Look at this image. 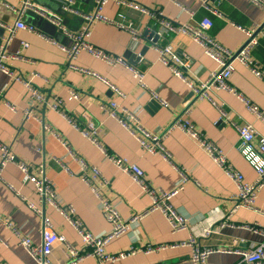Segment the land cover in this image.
<instances>
[{
  "label": "crops",
  "instance_id": "0c3cea01",
  "mask_svg": "<svg viewBox=\"0 0 264 264\" xmlns=\"http://www.w3.org/2000/svg\"><path fill=\"white\" fill-rule=\"evenodd\" d=\"M30 1L39 9L60 17L68 32L87 30V40L92 45L124 57L130 66L144 74L149 90L143 89L125 66L111 65L87 51H80L75 59L70 60L61 47L73 45L67 33L34 9L23 10L22 0H0V46L5 45L10 53L20 54L9 63L12 76L0 71V143L11 149L18 162L33 167L43 165L62 206L72 205L76 217L96 237L106 236L112 225L104 217L95 192L82 178L84 169L76 157L84 159L88 175H92V167L100 170L102 178L97 184H102L103 179L107 182L102 185L101 193L115 201L125 221H130L135 214L146 213L128 232L106 244L105 250L109 254L127 252L131 248L181 244L189 241L194 232L192 229L174 231L166 214L161 209H152L150 191L144 190L130 174L118 168L108 155L138 165L157 194L179 189L171 204L190 222L199 223L197 232L210 225L209 214L215 207L223 210L228 218L214 223V231L209 236L198 238L197 243L201 247L234 250L213 252L207 264H246L235 250L249 249L264 240V236L254 229L255 225L264 226V186L258 191L255 208H236L237 184L198 141L183 130L174 128L162 138L170 158L151 153L126 127L101 108L103 103L114 100L121 107L137 111L141 124L159 135L176 120H190L244 175L247 182H255L259 176L239 151L240 136L231 123L218 122L220 113L217 105L225 107L232 121L253 125L263 137L264 122L248 109L238 94L224 89L211 92L216 104L207 99H197L186 110L188 101L193 99L190 98L191 88L160 61L154 44H170L178 53L192 58L190 75L198 80L206 81L219 69L216 61L189 35L167 32L157 19L115 1L107 3L101 10L102 14L116 23H131L141 33L139 38L135 39L117 24L101 20L88 22L86 16L97 10L95 0ZM129 1L161 12L165 19L176 24L197 26L202 19L210 18L213 26L209 34L232 51H238L244 45L248 28L264 23V8L252 0H208V5L219 14L207 9L202 0ZM17 21L34 26L35 31L16 29L12 34L11 28ZM155 36L158 39L155 40ZM257 38L259 44L252 56L264 67L262 31L257 32ZM70 63L78 68L69 67ZM82 69L104 77L125 96H118L110 85ZM19 75L32 81V85L45 96L44 103L38 101L23 82L13 78ZM230 85L264 111V79L255 76L241 61L233 63ZM72 90L77 98L71 96ZM152 92L166 106L161 100L152 98ZM57 103L60 111L51 107ZM29 107L33 114L26 118L25 111ZM69 118L83 128L92 120L106 151L86 137ZM18 162L7 164L0 179V263L37 264L13 230L17 227L35 245L42 244L43 217L29 204L42 211L44 218L67 239L69 245L84 249L79 231L60 211L41 201L34 184L26 178ZM4 219H8L12 226L7 225ZM68 253L67 245H56L52 255L54 264L66 262ZM76 264L101 263L95 257H87ZM102 264L194 262L192 248L178 246L150 253L139 250L120 260Z\"/></svg>",
  "mask_w": 264,
  "mask_h": 264
},
{
  "label": "built area",
  "instance_id": "2783aa9c",
  "mask_svg": "<svg viewBox=\"0 0 264 264\" xmlns=\"http://www.w3.org/2000/svg\"><path fill=\"white\" fill-rule=\"evenodd\" d=\"M23 1V10L27 8L34 9L38 13L46 17L51 23L60 28L64 33H67L73 40V45L71 47L61 46L62 49L68 54L70 60L76 58L80 51H87L98 57L111 65H123L132 73V75L137 79L138 84L145 90H149L146 83L144 82V74L140 72L134 66H130L124 57H119L108 53L107 51L100 49L92 45L87 40V30H82L77 33H70L62 26V20L57 15L52 12L44 11L35 6L30 0ZM110 1H115L119 4H124L132 8L138 9L143 13L155 18L159 21L160 25L167 32H177L189 35L194 41L199 43L204 47L205 53L210 56L219 66L217 71H214L210 77L206 80H198L190 75L193 67V59L188 55H182L178 53L172 45H160L155 43L154 46L159 54L160 61L170 67L173 73L185 81L191 88L193 97H199V99H207L212 103L216 104L211 92L214 89H224L235 94H238L245 102L248 109L254 112L259 119L264 122V111H262L258 106L253 104L250 100L244 98L235 88L230 85V78L233 73V63L235 61H241L244 63L252 73L264 79V67L259 64L252 56L254 48L259 44L257 38V32L260 30L264 35V23L262 25H254L246 30L247 39L244 45L238 51H232L222 44H220L213 36L209 34V30L213 26V21L210 18L202 19L197 26L191 24H176L170 20L163 17L161 12H156L148 7H144L135 2L129 0H95L96 12L93 15L86 16L88 22L94 20L106 21L112 24H117L119 27L130 32L135 39L141 36L134 26L129 24H123L122 22H115L113 20L107 19L101 12L102 8ZM256 4L264 8V0H252ZM203 5L213 11L215 14H219L216 9H213L208 5V0H202ZM16 29H26L28 31H35V27L28 25L23 21H17L13 28H11L12 34ZM7 43V42H6ZM27 47V44H24ZM20 54L10 53L7 51L6 46H0V71L6 73L10 76L13 75V71L9 63L17 58ZM141 56L139 57V59ZM69 67L75 69L76 67L73 63L69 64ZM83 70V69H82ZM88 74L95 75L99 79L106 82L114 90L118 96H125L123 91H121L116 86L112 85L104 77L98 75L89 70H83ZM18 81L23 82L30 91L33 92V96L41 102H45L46 98L38 88L32 85V81L25 78L22 75L13 76ZM152 98L159 99L155 93H151ZM71 96L77 98L78 95L72 90ZM161 100V99H159ZM191 100V101H190ZM186 105V110L190 108L193 99H190ZM162 105L166 106V103L161 100ZM53 109L59 110L60 108L57 104H51ZM218 111L220 113V118L218 122L231 123L236 128L240 136L239 151L244 155V157L251 163L258 173L259 178L255 182H247L244 175L236 170L232 164H230L225 157V155L216 147L214 143L206 139V137L198 131L190 120H176L171 126H169L161 135L152 133L146 129L140 122L139 115L137 111L130 110L125 107H121L116 101L112 100L101 105V108L105 114L110 117L117 119L124 127H126L141 143L142 147L147 149L151 153H160L166 158H170L169 153L166 151L162 138L167 135L172 129L179 128L187 133L192 139L198 141L204 150L214 159L216 163L224 168V171L230 177L238 187V194L236 196V201L238 202L237 207L245 208H255L254 203L257 198L258 191L264 186V137L253 127L251 124H239L232 121L225 110L223 105H217ZM33 114L31 107L27 108L25 111L26 118H29ZM75 127L80 129L82 133L90 138L93 142L101 147L105 152V147L101 144L97 132V127L92 120L88 121V125L83 128L73 119L69 118ZM73 156H76L75 152L69 147ZM0 179H2V171L4 167L9 163H17L16 155L11 151V149L3 143H0ZM108 157L115 163V165L122 171L130 174L134 180H136L144 190L150 191L153 197V207L152 209H161L168 217L172 228L174 231H180L183 229H192L194 236L190 238L189 241L183 242L181 244H173L169 246H148L144 249L131 248L130 251L121 252L119 254H109L105 250L106 244L114 237H119L120 235L128 232L134 223H138L146 213L135 214L132 216L130 221H125L118 209L115 201L108 196L101 193L102 185L107 182L103 179L102 184H97V181L102 178L101 172L96 167H92V175H88L86 168H88L86 162L83 158L76 157L82 169H84L82 178L85 182L92 188L96 196L99 199L100 209L107 219V221L112 225L111 231L103 237H96L91 234L85 228L84 224L76 217V210L72 205L62 206L60 203L58 194L55 189L53 182L48 179L45 174V169L43 165L38 167H33L26 163L18 162L19 167L26 174V178L30 180L41 199L45 204H49L66 217L67 220L79 231L82 240L84 242V249H79L75 246L69 245L67 239L55 231L53 225L44 218L42 211L36 207L34 204H29V207L33 209L36 213L43 217V242L41 245H35L32 240L21 234L17 227H14V232L20 238V243L25 249L30 253L31 257L36 261L37 264H54L52 260L53 251L56 245H67L69 249L68 260L60 264H76L77 262L86 259L87 257H95L99 263L106 261H117L121 258H125L129 254H134L139 250H143L146 253L154 252L167 247H178V246H189L192 248V260L194 264H207V259L213 252H229L234 251L229 248H219L214 246L201 247L197 243V239L200 237L209 236L214 231L215 224L219 222H224L228 218V215L223 212L219 207H215L209 214L211 223L209 226L202 229L200 234L196 231L198 229L199 223H192L182 215L172 204L171 199L178 193L179 189L172 192H163L157 194L152 189L153 187L146 179L145 172L135 164L129 163L127 160L120 159L114 156ZM24 199V198H23ZM4 222L12 226V223L8 219H4ZM215 223V224H214ZM254 229L264 236V226L259 227L254 226ZM90 248V249H89ZM236 253L242 255L243 261L246 264H264V240L257 245L246 249V250H235ZM1 264V263H0Z\"/></svg>",
  "mask_w": 264,
  "mask_h": 264
},
{
  "label": "water",
  "instance_id": "95a60500",
  "mask_svg": "<svg viewBox=\"0 0 264 264\" xmlns=\"http://www.w3.org/2000/svg\"><path fill=\"white\" fill-rule=\"evenodd\" d=\"M260 30H261V29H260ZM260 30H259V31H260ZM259 31H258V32H259ZM154 35H155V33H154ZM156 39H158L157 36H155V40H156ZM193 96H194V95H193V93H192V94H191V97H190V98H193V101H192V102H194L195 100L199 99V97H197V96H196V97H193ZM151 103H152V102H151ZM153 103H156V102L153 101ZM191 104H192V103H191Z\"/></svg>",
  "mask_w": 264,
  "mask_h": 264
}]
</instances>
